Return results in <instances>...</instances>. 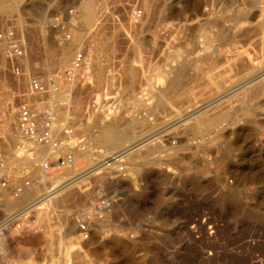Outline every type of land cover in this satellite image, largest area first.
I'll return each mask as SVG.
<instances>
[{"label": "rangeland", "instance_id": "374dc122", "mask_svg": "<svg viewBox=\"0 0 264 264\" xmlns=\"http://www.w3.org/2000/svg\"><path fill=\"white\" fill-rule=\"evenodd\" d=\"M87 2L94 4L93 9L98 6L92 21L82 16ZM101 2L22 0L9 11L3 10L8 0H0V32L12 25L24 41L23 56L17 61L21 77L11 74L0 48V150L6 157L13 152L21 158L4 175L10 181L29 180L28 190L33 191L28 198L23 193L15 199L4 193L0 221L17 216L13 226L0 229V264H264V140L257 134L260 148L256 162L250 163L219 130L250 96L256 121L264 126L263 79L180 122L169 131L174 145L153 136L149 140L153 150L141 147L145 158L138 160L136 169L123 164L116 172L99 168L87 172L100 162L97 153L102 150L89 141L87 132L105 116L100 110L87 112L92 100L116 94L114 110L121 113L122 100L146 98L147 105L136 103V112H127L139 117L133 126L136 137H146L226 89L242 85L238 82L255 68L264 69V0H107L104 7ZM71 8L67 32L71 39L80 34L82 44L72 50L71 60L61 64L62 52L73 46L70 41L59 43L60 34L47 22ZM86 48L92 50L91 65L79 71L83 79L76 78L79 82L66 92V99L27 95V77L61 73ZM175 75L177 86L169 91L163 87L158 98L154 86H167L166 80L169 84ZM59 85L61 92L68 89L64 81ZM150 89V95H142ZM41 99L53 114H65L59 123L75 127L77 137L88 143V156L75 153L74 185L63 189L52 199L54 207H46V214L37 218L32 208L22 210L47 184H40L22 161L31 151L20 146L19 138L13 140L6 120L8 102L12 110L21 101L35 102L41 109L37 104ZM142 111L147 113L143 118ZM14 118L17 123L15 113ZM121 118L125 117L117 119ZM46 172L71 176L55 165ZM100 196L115 201L103 214L104 222L96 225L86 206ZM82 214L90 223L87 240H81L76 230V218ZM64 215L69 217L68 228L62 226ZM64 251L67 257L62 259Z\"/></svg>", "mask_w": 264, "mask_h": 264}, {"label": "built area", "instance_id": "2783aa9c", "mask_svg": "<svg viewBox=\"0 0 264 264\" xmlns=\"http://www.w3.org/2000/svg\"><path fill=\"white\" fill-rule=\"evenodd\" d=\"M73 14L74 9L71 8L65 12L64 15H56L47 22L48 28L60 34V37L57 40L59 43L71 40V37L67 32L70 22L66 17H72ZM131 16L134 21L137 20L138 12H132ZM23 43L24 41L22 37L16 33L12 25H8L5 31L0 32V48L3 52L2 56L5 59L7 66H9L11 74L16 77L23 76L20 67L17 65L18 59L21 58L24 53ZM84 50L85 51H78L73 57L69 67L61 73L55 72L46 78H43L40 75L31 76L29 78L27 77L29 81L27 94L30 97H41L44 99L48 96L51 97L57 95L61 92V87L59 85L60 80L64 81L68 86L67 90L71 89L76 82H79L76 81L78 76L79 80L83 79L81 78L79 71L87 67L84 63L88 62L92 56L91 48H86ZM116 101V94H105L98 102L95 101V99L92 100L87 106V112L95 113L100 110L104 112L107 118H110L115 111L114 109H116ZM37 104L44 107L46 106V100L41 99L37 101ZM7 106L9 107L10 103H8ZM13 112L17 117V133L22 148H29L31 146L48 147L57 155L55 158H51L50 160L46 158L41 162V168L43 171L51 169L52 165H55L58 170H68L75 163L74 150H77V146H79L80 149L84 148V144H87L88 146L87 142H83V138L77 137L75 127L63 126L60 131V137L56 136L53 131L54 117L48 107L39 109L36 107L35 102L21 101L14 106ZM146 114L147 113L143 111L140 112L142 118L145 117ZM179 123L180 121L172 120L153 131L154 140L163 137L164 141L168 140L170 145H174L175 140H172L171 137L169 138V131ZM6 160L4 152L0 150V202L3 200L5 192H8L10 197L15 199L22 194L24 189L29 188L30 186L29 180L22 179L19 181H10L8 177L3 174L8 173L3 172L2 170L6 164ZM113 202L114 199L103 196L98 197L94 204V213L97 216L102 217L105 212L112 208ZM16 216L17 215L15 214L7 215V217L0 221V229L2 227L13 226L15 224ZM76 230L83 240L89 238L90 226L83 215H79L76 218Z\"/></svg>", "mask_w": 264, "mask_h": 264}, {"label": "bare ground", "instance_id": "6f19581e", "mask_svg": "<svg viewBox=\"0 0 264 264\" xmlns=\"http://www.w3.org/2000/svg\"><path fill=\"white\" fill-rule=\"evenodd\" d=\"M21 1L22 0H8V3H6L5 5H3V8H4L3 10H9V11L12 10L13 11L16 8V6L18 5V3H21ZM101 3L103 5L102 7H104L106 5V3H107V0H102ZM101 3H99L100 4V7H101ZM93 5H92V2H87V3H84L83 6H82V11H83L82 16H84V18L87 19V20H89V21H92L94 18H96V11L95 10L98 9V6H97L96 9H93ZM94 21H96V19ZM87 23L88 22L85 21V24H87ZM79 33H81V32H79ZM81 44H82V36L80 34L74 35L73 38L70 40V45L73 46L72 49L70 47L64 53L62 52V55L58 59V63H61V64L64 63L65 64L66 62H68L69 59H70V55L72 54V50H74V49H76V50L77 49H80L81 48ZM97 53H98V51H97ZM93 63L95 64L96 68H99L100 65H98L97 60H94ZM84 64H85V66H89V65H91V62L88 61V62H86ZM101 66H102V64H101ZM258 68H255V70H253V72H251L250 75H247L246 77H244L243 81L244 82L246 81L247 83H249L248 82L249 79L252 82H253V80L255 82L260 81L262 79L264 80V69H262L261 67L259 69ZM168 78H170V77H168ZM166 82H167V86H165L164 83H163L164 85L162 84L161 87H160L161 84L160 85L156 84L154 86V88L156 87V89H158V90H156V93H157V97L158 98H161L162 95H163L161 93L162 90L164 89L163 87H166V90L169 91V90L173 89L176 86V84H177V76L175 75L174 79L169 84H168V81L167 80H166ZM124 83H125V81H124ZM110 85L112 86V82L110 83ZM124 86H126V84ZM151 90L152 89H150V91H147L148 94L143 93L142 95H150L151 94ZM67 91L68 90H66L64 92H60L59 94H57L56 95L57 100H64V99H66L68 97V95L66 93ZM125 93H126V91H125ZM122 94H123V92H122ZM123 95H125V94H123ZM98 97L99 96H97V98ZM139 98H140V96L139 97H136L135 96V98L133 99V101H130V99L128 98L129 99L128 100L129 101L128 103H126L127 100H125V101L122 100V103L120 105L122 106V108H124V109L126 108L125 110L124 109H121V110H123L121 113L119 112V110H118V112L117 111H114L113 114H112V116L110 118H106V116H104L100 120V121H103V122H99L98 121V122H96L94 125H92L89 128V130L87 132L88 133V139H89V141L90 142L92 141V142L95 143L96 149L97 148H101L102 150L97 153V157H99L101 159L100 162H98L97 164H95L96 166L93 167L91 170H89L87 172H92L94 170H97L98 168L101 169L102 171L103 170L104 171L105 170L106 171L113 170L114 172H116V170L118 169V167H121L123 164L134 165L135 166V169H136L138 160L139 159H142V158H145V156L142 155V153H140L141 147L148 145L150 147L149 150L150 151L153 150V148H151L152 145H153L152 144V141H149V140L154 136V134H151L150 133L151 135L148 134L149 136H146V137L144 136L145 138L143 136L142 137H138V136L136 137L135 132L133 130V128H134L133 126H134V124H136L135 122H138V120H139L138 117L136 116L137 113H135V115L133 117L130 116L131 114L129 115L127 113V112H129V110H130V112H133V111L136 112L135 109H133L134 104L136 105V103H138V104L140 103V104H143V105H147L148 104L145 101H143V99H145V98H142V96H141V98H142L141 100H139ZM148 98H149V96H148ZM29 100H32V99H30V97H29ZM140 101H142L143 103H141ZM208 103H210V102H208ZM195 108H196V106L192 109L194 111H192L190 113V116L198 115L200 113L199 111L195 110ZM197 109H199V107ZM188 111H191V110H188ZM188 111L185 112L186 115H187V112ZM134 112H133V114H134ZM52 116L54 117L53 131H54V133H55L56 136L60 137V131H61L62 127L63 126H67V125L66 124H63V125L60 124L59 121H58V118L62 120V118H64L65 114L63 115V113L60 114V112H58V113L56 112L54 114L52 113ZM180 116H182V114ZM120 117H125V118L117 119V118H120ZM177 117H179V116H177ZM14 119H16V118H14V112H13V110L10 107V110L8 111V116H7V120H6L7 123L6 124L8 126L7 128L10 131V134H11L13 140L14 139L16 140L18 138V133H17V126H16V123L14 122ZM113 119H116V120H113ZM180 119H181V117H180ZM110 120H112V121H110ZM183 120H184V118H183ZM107 121H109V122H107ZM86 145L87 144H84L83 145L84 148H81L83 150H80V149H78V151L74 150V159H75V161H76L75 153L78 154V155H80V156H82V157L88 156V154H86V150H85V146ZM28 150L31 151V153L30 152L29 153L27 152L28 154L26 153V155H24V157L22 158V161L25 162L26 165H28V168L30 170V173L33 176L39 178V181H40L39 183L42 184V185L43 184L44 185L47 184V186H45V189H44L45 191L43 193L38 194L37 196L35 195L36 198L34 200H32L29 203V205L26 206L22 210V212L27 211V210H29V209L32 208L30 211H35L37 218H39V217H41L45 213L43 209H46V207H49V206H53V205H51L52 199L56 198L63 189L68 188L71 185L72 186L74 185L73 184L74 180L72 179V175H73V172H75V170H76V168H75L76 164L74 163V165L71 168L68 169V171H70V174H68V175H71L68 178H66V176L64 177V175L63 176L62 175L51 176L49 174L50 171L48 173L47 172L45 173V171L42 170L41 163H39V161H41L40 160L41 158L42 159H46L48 157L54 158L56 156V154L54 153V151L52 149L48 148V147H36V146L29 147ZM10 154H9L10 156H7L6 157L7 160H6V164H5L4 168L2 169L3 172H8V169H9L10 165L12 164V162L20 161V159H21V158H19L18 155H16L13 152L10 153ZM5 155H7V153ZM142 160H144V159H142ZM123 168L124 167H122V169ZM97 171H99V170H97ZM121 176H122V174H121ZM28 189H30V188H26L22 192V194L24 193V196L27 197V198L29 197L30 194L33 193L32 190H31L32 191V193H31ZM35 193H36V191H35ZM66 195H67V192H66ZM30 197H32V195ZM62 199L64 200V198H62ZM87 207H88V210L86 209L87 210L86 212H88L89 210L92 211V213L89 214V215L92 216V220H94V223L96 225H99L102 222H104L103 221L104 220V218H103L104 216L99 217V216H97L93 212L94 211V205H92V203L89 206H86V208ZM80 210H82V209H80ZM63 224L66 225L65 226L66 228H68V226L70 224L69 223V217L68 216H65L64 215L63 222H62V226L64 227ZM89 226H90V223H89ZM69 230L66 229V231H69ZM66 231H65V233H66ZM81 240H83V239H81ZM66 257H67V252L64 251V253L62 255V259L66 258Z\"/></svg>", "mask_w": 264, "mask_h": 264}, {"label": "crops", "instance_id": "0c3cea01", "mask_svg": "<svg viewBox=\"0 0 264 264\" xmlns=\"http://www.w3.org/2000/svg\"><path fill=\"white\" fill-rule=\"evenodd\" d=\"M213 53H216L214 51ZM249 79L247 83L246 81L240 80L238 83H241L242 85L234 86L232 88L226 89L223 94L217 96L216 98L206 102L204 106H196L195 110L202 112V109L205 108H211L212 105L219 101L227 98L232 93H236L238 91H241L242 88H248L251 87V85L255 84L254 80L253 82ZM177 86V84H176ZM175 86V87H176ZM174 87V88H175ZM173 88V89H174ZM245 105L243 107L238 106L236 113L233 114V119H226L222 125L219 127V130L224 134V138H230L232 139L233 146L236 149L241 150L244 152L245 155L249 157V162H256V155L257 150L259 147V142L257 141V134L259 140H264V126H260L256 121V111H255V100L251 98V96L248 98L247 101L244 103ZM199 107V109H197ZM194 111H188L187 116L186 113L182 114V116L179 115V117L175 118L174 120H177L178 122L185 121L187 118H191L190 113ZM186 115V116H185ZM184 116V117H183ZM238 116V118H237ZM181 117V119H180ZM184 120H183V118ZM236 118V119H235ZM262 160L264 161V153Z\"/></svg>", "mask_w": 264, "mask_h": 264}]
</instances>
